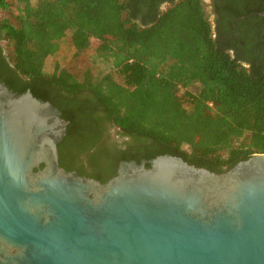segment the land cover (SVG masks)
I'll list each match as a JSON object with an SVG mask.
<instances>
[{
  "label": "trees",
  "instance_id": "trees-1",
  "mask_svg": "<svg viewBox=\"0 0 264 264\" xmlns=\"http://www.w3.org/2000/svg\"><path fill=\"white\" fill-rule=\"evenodd\" d=\"M139 4L0 0V79L61 110L60 165L106 182L122 160L149 167L169 154L223 172L264 153V19L250 42L260 53L244 57L235 38L214 33L201 0H172L145 19ZM64 38L72 62L49 74Z\"/></svg>",
  "mask_w": 264,
  "mask_h": 264
},
{
  "label": "water",
  "instance_id": "water-1",
  "mask_svg": "<svg viewBox=\"0 0 264 264\" xmlns=\"http://www.w3.org/2000/svg\"><path fill=\"white\" fill-rule=\"evenodd\" d=\"M68 123L0 79V264H264V153L122 160L101 182L60 165Z\"/></svg>",
  "mask_w": 264,
  "mask_h": 264
},
{
  "label": "flooded vegetation",
  "instance_id": "flooded-vegetation-1",
  "mask_svg": "<svg viewBox=\"0 0 264 264\" xmlns=\"http://www.w3.org/2000/svg\"><path fill=\"white\" fill-rule=\"evenodd\" d=\"M133 1L130 0L132 3ZM201 3L206 18L212 23L215 34L219 27L222 31L221 33H223L222 37H226L228 34V39L235 38L236 42L240 43L239 48L244 57L260 53V47L262 46L251 44L250 42L255 38L254 35L261 25L259 19H264V14H262L264 12V0H201ZM171 5L172 0H140V11L136 19L150 17L154 13L153 9L161 15ZM228 19L232 20L229 21ZM243 64L249 67L247 62H243ZM105 133L107 137L116 136L109 124H106Z\"/></svg>",
  "mask_w": 264,
  "mask_h": 264
},
{
  "label": "rangeland",
  "instance_id": "rangeland-1",
  "mask_svg": "<svg viewBox=\"0 0 264 264\" xmlns=\"http://www.w3.org/2000/svg\"><path fill=\"white\" fill-rule=\"evenodd\" d=\"M7 15L8 13L4 11H0V18L5 17ZM97 44H98V41L96 39H92L91 40V47H92L91 50L94 49L97 46ZM74 52H75V48L72 45V43L68 41V38H64L60 43L59 51L55 55L49 57V59L47 60L46 72L51 74L54 71L57 64H59L62 67V66H65L71 63ZM99 69L100 70L108 69V64L100 63ZM195 142H196V139H195ZM184 147L185 149H188L187 146H184Z\"/></svg>",
  "mask_w": 264,
  "mask_h": 264
},
{
  "label": "built area",
  "instance_id": "built-area-1",
  "mask_svg": "<svg viewBox=\"0 0 264 264\" xmlns=\"http://www.w3.org/2000/svg\"><path fill=\"white\" fill-rule=\"evenodd\" d=\"M187 148H188V146H187Z\"/></svg>",
  "mask_w": 264,
  "mask_h": 264
},
{
  "label": "crops",
  "instance_id": "crops-1",
  "mask_svg": "<svg viewBox=\"0 0 264 264\" xmlns=\"http://www.w3.org/2000/svg\"><path fill=\"white\" fill-rule=\"evenodd\" d=\"M45 69H46V67H45Z\"/></svg>",
  "mask_w": 264,
  "mask_h": 264
}]
</instances>
